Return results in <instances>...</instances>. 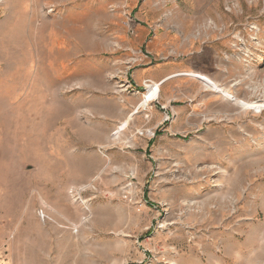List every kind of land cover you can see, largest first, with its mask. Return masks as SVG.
I'll list each match as a JSON object with an SVG mask.
<instances>
[{
  "label": "rangeland",
  "instance_id": "374dc122",
  "mask_svg": "<svg viewBox=\"0 0 264 264\" xmlns=\"http://www.w3.org/2000/svg\"><path fill=\"white\" fill-rule=\"evenodd\" d=\"M0 253L264 264V0H0Z\"/></svg>",
  "mask_w": 264,
  "mask_h": 264
},
{
  "label": "crops",
  "instance_id": "0c3cea01",
  "mask_svg": "<svg viewBox=\"0 0 264 264\" xmlns=\"http://www.w3.org/2000/svg\"><path fill=\"white\" fill-rule=\"evenodd\" d=\"M171 66L170 65H159V66H148V67H142V68H138L136 70L133 71V80H134V83L137 87H140V89H143V84H145L147 82V80H156V81H159V80H163L171 71ZM146 80V81H145ZM150 81V82H151ZM168 82V81H165L163 83V85ZM152 84V83H151ZM162 85V86H163ZM153 86H155L153 84ZM158 89V87H157ZM139 91V90H138ZM140 92V91H139ZM159 92V91H158ZM160 93V92H159ZM142 100H140V102L138 104H141L144 99H146V102H148V96L147 94L145 93H142ZM180 97V96H179ZM164 100V103L166 104H170L173 99H171L170 97H165L163 98ZM154 101V100H153ZM157 101V100H156ZM152 102V101H151ZM162 104V103H161ZM166 104H163V105H166ZM167 106V105H166ZM177 106V105H176ZM176 106L173 108V111H174V114L176 112H180V111H183L182 108H176ZM180 106V105H178ZM153 108V105H151L148 109H152ZM149 117V116H148ZM152 117H154V120L155 121H160V115L158 112H152ZM161 123V122H160ZM168 130V133H172V131L170 129H167ZM1 254V253H0ZM0 264H10V261L8 260H2L1 256H0Z\"/></svg>",
  "mask_w": 264,
  "mask_h": 264
},
{
  "label": "bare ground",
  "instance_id": "6f19581e",
  "mask_svg": "<svg viewBox=\"0 0 264 264\" xmlns=\"http://www.w3.org/2000/svg\"><path fill=\"white\" fill-rule=\"evenodd\" d=\"M145 94H147L148 96V102L145 106V110H147L150 106H151V101L155 100L156 98H159L160 97V93L158 92V89L153 86V85H150L148 87V90L146 92H144ZM78 192V191H77ZM74 195V194H73ZM75 198V195L73 197V199ZM75 201L77 199H74ZM87 208V207H86ZM90 219V218H89ZM88 220V219H87ZM176 264V263H175Z\"/></svg>",
  "mask_w": 264,
  "mask_h": 264
},
{
  "label": "built area",
  "instance_id": "2783aa9c",
  "mask_svg": "<svg viewBox=\"0 0 264 264\" xmlns=\"http://www.w3.org/2000/svg\"><path fill=\"white\" fill-rule=\"evenodd\" d=\"M150 84H151V82H150L149 80H147V82L144 84L146 90H148V87H149ZM134 91H136V90H134ZM136 92H138V90H137ZM136 92H135V93H136ZM157 99H158V98H156L155 100H157ZM161 108L164 109L165 112H166V113L164 114V117H163V121H162V123L165 122V121L171 120L172 116L175 115L174 113H172V115L169 114V112L167 111L168 108H167L166 105H162ZM71 192H73V190H71ZM79 192H80V191H79ZM78 194H79V199H80V201H82V203H83L85 206L88 205V204H85V203L87 202L86 200H81V194H80V193H78Z\"/></svg>",
  "mask_w": 264,
  "mask_h": 264
}]
</instances>
